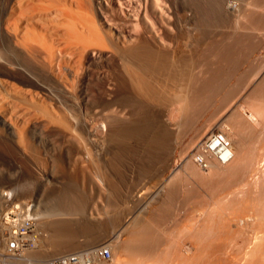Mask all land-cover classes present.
Segmentation results:
<instances>
[{"label": "bare ground", "instance_id": "1", "mask_svg": "<svg viewBox=\"0 0 264 264\" xmlns=\"http://www.w3.org/2000/svg\"><path fill=\"white\" fill-rule=\"evenodd\" d=\"M258 49L264 0H0V163L14 168L0 172L3 264L102 246L114 257L98 264H264ZM218 127L230 154L203 166L195 155ZM142 140L161 165L127 197L119 235L97 238L113 154ZM51 173L81 188L89 220L51 219L64 180ZM178 211L187 226L175 238L166 227ZM23 215L35 229L16 254L11 221Z\"/></svg>", "mask_w": 264, "mask_h": 264}, {"label": "rangeland", "instance_id": "2", "mask_svg": "<svg viewBox=\"0 0 264 264\" xmlns=\"http://www.w3.org/2000/svg\"><path fill=\"white\" fill-rule=\"evenodd\" d=\"M262 51H263V53H262ZM259 52V53H258ZM255 53L257 54H255V62H256V58H258V63L260 62V60H261V62L262 63H264V50L262 49V50H260V49H258V51H255ZM262 54V55H261ZM263 58V59H262ZM260 62V63H261ZM228 131V130H227ZM215 133H219V134H223V131L218 127V128H216L215 129ZM264 133V132H263ZM257 134V133H256ZM258 135V134H257ZM264 135V134H263ZM256 137H258V136H256ZM263 140H264V136H263V138H262ZM141 142V143H140ZM139 143H137V144H133V145H128V146H124V149H126L127 148V152L126 151H120L119 152V154L122 152H124L123 154H121V155H124V156H121L120 157V155H119V157H118V155H116L115 154V158H116V156H117V160L114 158V154H113V159H111V161H110V163H111V165H113L111 168L112 169H114L113 167L115 166V174H113V176H112V178H113V180L115 181L116 180V182H114V183H116V184H113L114 186H115V188H114V186H112V187H107L106 185H104V187H105V193H107L106 194V196H108V197H106L105 199L106 200H103V202H101V204L102 203H104V204H102V206L105 208V209H107V215H108V222H109V226H108V232H107V234L106 235H104L103 233L101 234V233H99V231L97 232V234H96V237L97 238H101V237H103V238H106V239H109L111 236H116V235H119V230H120V228L119 227H121V222L123 221V214L124 213H126L127 211H129V210H131L132 209V205H131V203H130V201H127V200H129L128 198H129V195L133 192H136L139 188H140V186H141V184L142 185H144L148 180H149V172H150V170H151V172L155 169V170H157L156 168H158L161 164L159 163L160 161L157 159L158 157L157 156H155V154H153V153H155V152H151V150L149 151V149H147V146H146V143H144L145 142V140L143 141H140ZM144 143V145H143V143ZM137 145V146H136ZM129 147V148H128ZM143 147V148H142ZM132 149V150H131ZM123 150V149H122ZM129 150V151H128ZM147 150V151H146ZM153 154V159H151V156H152V154ZM148 156V157H147ZM157 157V158H156ZM119 158V159H118ZM121 158V159H120ZM115 159V160H114ZM150 159V160H149ZM157 159V160H156ZM115 161V162H114ZM151 161H153V162H151ZM48 162V161H47ZM155 162H158V163H155ZM1 164V163H0ZM4 164V163H3ZM48 164H50V165H48L47 166V164L45 163V164H43V165H46L47 166V168L48 169H51V170H48V171H54V170H52V168L53 167H50V166H53V165H51L52 164V162H48ZM160 164V165H159ZM118 166V168H117V166ZM46 166H44V167H46ZM157 166V167H156ZM5 167V168H4ZM156 167V168H155ZM2 169H4V170H2ZM7 169L9 170V167H7V165H5L4 164V166L1 164L0 165V172L1 173H5L6 175L7 174H9V173H11L12 172V170H13V172H14V168L11 170H9V171H7ZM54 169V168H53ZM118 169V170H117ZM3 171V172H2ZM7 171V172H6ZM11 171V172H10ZM114 171V170H113ZM142 171V172H141ZM117 172H118V175H117ZM148 173L147 175H146V173ZM50 173V172H49ZM58 174V173H57ZM53 175V173H51V175L54 177V179L55 180H57V176L58 175ZM62 175V176H61ZM142 175H143V177H142ZM59 176H61L60 178H58V180L60 181V180H63V181H60V183L61 184H58V186L59 185H61L60 187H61V191H60V189H59V191L56 193V191H55V189L53 190V195H51V197H52V204L51 205H49V211H48V213H50V214H52L53 215V217L51 218V219H53V220H59V221H64V220H73V221H80V220H83L84 222H85V220L87 221V218L89 217H87V213L86 212H84L83 210H84V208H86L87 209V207H89V205H90V203H88V201H87V199H86V195L84 194V193H82V192H80L81 191V188L78 186H75V183H74V186H73V182L72 181H69V180H67V178H65V177H63V173L61 174H59ZM141 176V177H140ZM148 178H147V177ZM141 178V179H140ZM145 178H147L146 180H145ZM139 179V180H138ZM144 179V180H143ZM57 180V181H58ZM142 180V181H141ZM58 181V182H59ZM68 182V183H67ZM143 182H144V184H143ZM118 183V184H117ZM140 183V184H139ZM120 184V185H119ZM139 185V186H138ZM150 186L152 185V183L150 182V184H149ZM120 186V187H119ZM130 186V187H129ZM133 186V187H132ZM142 187V186H141ZM114 190H113V189ZM21 188H16L15 190H13V191H6V194L10 197V199H17L16 197L18 196V192H19V190H20ZM107 190V191H106ZM118 190V191H117ZM113 191H115V192H113ZM109 192L111 193V194H109ZM60 193V194H59ZM82 193V194H81ZM78 194V195H77ZM59 195V196H58ZM83 195H85L84 197H83ZM128 197V198H127ZM76 198V199H75ZM82 198V199H81ZM73 201V202H72ZM78 201V202H77ZM81 202V203H80ZM30 203V205L33 207V208H35V202H33V201H31V202H29ZM73 203V204H72ZM80 203V204H79ZM86 203L87 204H89V205H86ZM110 203V204H109ZM66 204V205H65ZM67 204H69V205H67ZM75 204H76V206H75ZM54 205V206H53ZM55 205L57 206V207H55ZM62 205V206H61ZM71 205L73 206V207H71ZM86 205V206H85ZM131 206V209H130V206ZM52 206H53V209H52ZM66 206V207H65ZM70 206V207H69ZM75 206V207H74ZM77 206H79V207H77ZM80 206H82V207H80ZM108 206V207H107ZM178 206H179V203H178ZM68 207V208H67ZM73 208V209H72ZM69 209V210H68ZM76 209H78V210H76ZM80 209H82V210H80ZM85 209V210H86ZM175 209H176V206H175ZM73 210V211H72ZM72 211V212H71ZM79 211H82V212H79ZM69 213L70 212V216L71 217H73V218H71L69 215H64L63 216V213ZM75 212L77 213L78 212V214H75ZM73 213V214H72ZM62 214V215H61ZM82 214V215H81ZM87 214V215H86ZM76 215V216H75ZM79 215V216H78ZM62 216V217H61ZM69 216V217H68ZM66 219H65V218ZM84 217H86V219L84 220L83 218ZM61 220H60V219ZM75 218H77V219H75ZM56 220V221H57ZM88 220H89V218H88ZM83 221H81V222H83ZM168 226L166 227V230H170V231H173L174 230V233H173V237H175V238H178L179 237V230L183 227V228H185L186 226H187V221H186V218H185V216H184V214H182V213H179V211H178V213H177V217H176V219H174V222H172V223H168L167 224ZM88 232H84L83 233V236H82V234H79V236H80V239L81 240H86L87 239V235L89 234H87ZM46 235L47 234H49V232H47V233H45ZM84 234H86L85 236H84ZM101 234V235H100ZM100 235V236H99ZM82 237V238H81ZM84 238H86V239H84ZM186 238V234H184V236L182 237V239L184 240ZM42 240H40V242H41ZM109 247V246H108ZM110 248V247H109ZM91 249V251H89ZM90 249H88V254L89 255H91L92 256V254H90L93 250H94V248H90ZM111 249V248H110ZM111 251H112V249H111ZM78 252H80V251H78ZM78 252H74V253H69L68 255H70V254H75V253H78ZM113 252V251H112ZM84 253H87V250L84 252ZM17 254V253H16ZM19 254V253H18ZM90 256V257H91ZM114 257V256H113ZM6 259H9V256L7 257V255H5V253L3 252V251H1L0 250V264H3V260H6ZM117 259H119V261L121 260V259H123V255L121 254H119L118 255V257H117ZM113 260V259H112ZM107 262V261H106ZM109 262V261H108ZM37 263H40V262H37Z\"/></svg>", "mask_w": 264, "mask_h": 264}, {"label": "built area", "instance_id": "3", "mask_svg": "<svg viewBox=\"0 0 264 264\" xmlns=\"http://www.w3.org/2000/svg\"><path fill=\"white\" fill-rule=\"evenodd\" d=\"M230 142L223 134L214 133L206 142L199 148L196 153V161L206 166L205 155L216 158L219 161L225 162V155L230 154ZM227 159V158H226ZM19 210V209H17ZM21 218V219H20ZM35 229V220L32 216H15L11 221V235L12 239L9 242V247L14 253H21L23 248L22 241L29 237ZM113 254L108 246L95 248L92 251V257H88L87 253H75L58 258L56 260L46 263L33 264H98L101 261H111Z\"/></svg>", "mask_w": 264, "mask_h": 264}]
</instances>
